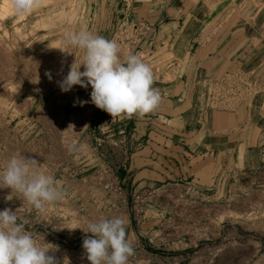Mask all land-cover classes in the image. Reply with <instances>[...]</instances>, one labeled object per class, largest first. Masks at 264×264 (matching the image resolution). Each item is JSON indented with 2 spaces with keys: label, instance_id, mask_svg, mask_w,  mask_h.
Wrapping results in <instances>:
<instances>
[{
  "label": "rangeland",
  "instance_id": "1",
  "mask_svg": "<svg viewBox=\"0 0 264 264\" xmlns=\"http://www.w3.org/2000/svg\"><path fill=\"white\" fill-rule=\"evenodd\" d=\"M181 10L204 21L205 47L238 16H250L252 31L264 37V0H42L30 15H17L11 0H0V168L14 155L35 159L40 167L34 170L52 175L64 192L62 200L39 211L20 193L0 188V210L16 211L40 244L56 248L60 264L65 258L69 264H90L82 248L90 233L82 229L115 217L126 221L134 249L128 264H264V151L258 149L264 150V134L256 129L253 136L255 164L243 165L241 159L231 169L232 152L221 155L222 148L214 176L150 186L132 176L130 159L117 156L112 141L121 139L114 130L118 118L112 122L91 102L80 106L79 101H90L91 86L62 92L58 85L83 56L64 43V34L81 29L115 40L121 60L138 55L153 67L155 81L177 79L201 46L187 35L166 38L161 32L160 21L177 20ZM40 19L48 22L41 25ZM148 27L154 32L147 33ZM261 59L252 70L231 65L217 76L200 72L194 88L201 112L242 106L260 114ZM125 144L131 148L130 139ZM72 145L83 148L69 151Z\"/></svg>",
  "mask_w": 264,
  "mask_h": 264
},
{
  "label": "crops",
  "instance_id": "2",
  "mask_svg": "<svg viewBox=\"0 0 264 264\" xmlns=\"http://www.w3.org/2000/svg\"><path fill=\"white\" fill-rule=\"evenodd\" d=\"M180 13L184 14L177 20L166 17L160 21L161 32L166 38L187 35L200 41V54L195 55L191 66L177 79L169 83L154 80L153 87L160 90L162 101L153 113L143 117L134 115L130 119L118 117L114 125L115 133L121 138L112 141L117 156L130 159L132 176L140 177L139 180L145 178L150 186L192 176H214L219 170L222 148L221 155L232 152V158L228 159L231 169L241 159L243 165L255 164L253 136L256 129L260 135L264 134L263 96L259 100L260 114H251L242 106L234 111L221 113L212 109L203 114L194 88L200 72L217 76L231 65H241L245 70L259 67L264 56L262 33L252 31L250 16H238L230 30L214 37L205 47L201 42L207 35L202 26L204 21L187 15L186 11ZM127 139L131 148L125 144ZM129 149L130 157L127 156ZM258 149L264 151L261 147Z\"/></svg>",
  "mask_w": 264,
  "mask_h": 264
},
{
  "label": "clouds",
  "instance_id": "3",
  "mask_svg": "<svg viewBox=\"0 0 264 264\" xmlns=\"http://www.w3.org/2000/svg\"><path fill=\"white\" fill-rule=\"evenodd\" d=\"M11 3L17 15H30L41 6L42 0H11ZM64 43L83 52L80 62L75 59L67 75L58 81L62 92L71 91L76 85L84 89L91 86L90 101H79L80 106L91 102L108 113L112 122L118 117H143L158 108L162 101L161 92L153 87L151 67L138 55L129 54L121 60L115 40L85 29L66 32ZM45 75L52 79L50 71ZM82 148V145L80 149L72 145L69 151ZM39 167L35 159L12 156L0 168V188L20 193L35 209L44 211L46 205L62 200L64 192L52 175L34 170ZM82 230L90 233L82 244L90 264H128L134 249L126 238V221L123 218H101L89 222L87 229ZM55 251L56 248L40 244L26 230L16 211L10 208L0 210V264H60ZM66 261L69 264L67 258L63 264Z\"/></svg>",
  "mask_w": 264,
  "mask_h": 264
},
{
  "label": "bare ground",
  "instance_id": "4",
  "mask_svg": "<svg viewBox=\"0 0 264 264\" xmlns=\"http://www.w3.org/2000/svg\"><path fill=\"white\" fill-rule=\"evenodd\" d=\"M5 3V2H4ZM4 7V6H3ZM6 10V9H5ZM10 10V9H9ZM64 15V14H63ZM18 17V16H17ZM25 17H27V16H25ZM69 17V16H68ZM47 18V17H46ZM49 19V18H48ZM55 20V19H54ZM40 22H41V25H46V23L48 22H46V20L45 19H40ZM54 21H52V23H53ZM51 25V24H50ZM42 28V27H41ZM6 35H7V33H6ZM24 39V38H23ZM8 40V39H7ZM36 41V40H35ZM7 44V43H6ZM0 45H2L1 43H0ZM28 46H30V45H28ZM27 46V47H28ZM41 46V45H40ZM44 46V45H43ZM7 47H8V44H7ZM4 48V47H3ZM9 48V47H8ZM30 48V47H29ZM43 48V47H42ZM11 49V48H10ZM41 50V49H40ZM48 50V49H47ZM9 51V50H8ZM22 51V50H21ZM42 51H44V50H42ZM6 52V51H5ZM18 52V51H17ZM37 52V51H36ZM24 53V52H23ZM57 53V52H56ZM54 54V53H53ZM26 55V54H25ZM44 55V54H43ZM51 55V54H50ZM38 56V55H37ZM52 56V55H51ZM26 57V56H25ZM46 57V56H45ZM54 57V56H53ZM5 58V57H4ZM8 58V57H7ZM48 58V57H47ZM57 58H58V56H57ZM6 60V59H5ZM18 60V59H17ZM47 60V59H46ZM51 60V59H50ZM7 61V60H6ZM46 63H47V61H45ZM49 62H51V61H49ZM6 63V62H5ZM13 63V62H12ZM11 64V63H10ZM15 64V63H14ZM49 64V63H48ZM44 65H46V64H44ZM39 66V65H38ZM10 67V66H9ZM14 70V69H13ZM9 74V73H8ZM39 74V73H38ZM44 74V73H43ZM54 74V73H53ZM43 76V75H42ZM62 76V75H61ZM53 77V76H52ZM57 77V76H56ZM2 79V78H1ZM32 80V79H31ZM22 81V80H21ZM34 82V81H33ZM56 82V81H55ZM54 82V83H55ZM36 84V83H35ZM56 85V84H55ZM31 87V86H30ZM41 89V88H40ZM57 92V91H56ZM18 93V92H17ZM57 100V99H56ZM20 105V104H19ZM2 106V105H1ZM0 106V107H1ZM9 107V106H8ZM20 108H22V107H20ZM2 110H3V108H2ZM4 113H6V112H4ZM1 114V113H0ZM1 116V115H0ZM42 116H44V115H42ZM46 118V117H45ZM51 123V122H50ZM6 125V124H5ZM2 127V126H1ZM58 128V127H57ZM6 130V129H5ZM52 132V131H51ZM56 132V131H55ZM8 133V132H7ZM7 136V135H6ZM15 137V136H14ZM13 137V138H14ZM58 137V136H57ZM7 139V138H6ZM60 140V139H59ZM70 140V139H69ZM68 140V141H69ZM19 141V140H18ZM44 141V140H43ZM17 142V141H16ZM69 142H71V141H69ZM14 143V142H13ZM21 143V142H20ZM50 143V142H49ZM59 143V142H58ZM68 143V142H67ZM50 145H52V144H50ZM12 146V145H11ZM17 146V145H16ZM22 146V145H21ZM23 147V146H22ZM66 148V147H65ZM64 148V149H65ZM18 149V148H17ZM25 149V148H24ZM32 149V148H31ZM46 149V148H45ZM20 150V149H19ZM35 150H37V149H35ZM69 150V149H68ZM40 151V150H39ZM24 152V151H23ZM30 153V152H29ZM57 153V152H56ZM38 154H40V153H38ZM62 154V153H61ZM33 155V154H32ZM57 156V155H56ZM60 156V155H59ZM11 157V156H10ZM63 160V159H62ZM58 161V160H57ZM64 162V161H63ZM52 163V162H51ZM56 164V163H55ZM42 165V164H41ZM43 166V165H42ZM57 168V167H56ZM44 169V168H43ZM39 170V169H38ZM55 170V169H54ZM49 171V170H48ZM49 174H50V172H49ZM74 180V179H73ZM85 181V180H84ZM90 185V184H89ZM13 192V191H12ZM11 192V193H12Z\"/></svg>",
  "mask_w": 264,
  "mask_h": 264
},
{
  "label": "built area",
  "instance_id": "5",
  "mask_svg": "<svg viewBox=\"0 0 264 264\" xmlns=\"http://www.w3.org/2000/svg\"><path fill=\"white\" fill-rule=\"evenodd\" d=\"M154 32V30L151 28V27H148L147 28V33H153ZM211 85L213 86L214 84L211 82ZM232 85V84H231ZM235 87H237V86H234V88ZM210 97V96H209ZM216 96L213 94L212 96H211V98H215ZM217 100V99H216Z\"/></svg>",
  "mask_w": 264,
  "mask_h": 264
},
{
  "label": "trees",
  "instance_id": "6",
  "mask_svg": "<svg viewBox=\"0 0 264 264\" xmlns=\"http://www.w3.org/2000/svg\"><path fill=\"white\" fill-rule=\"evenodd\" d=\"M153 251V250H152Z\"/></svg>",
  "mask_w": 264,
  "mask_h": 264
}]
</instances>
